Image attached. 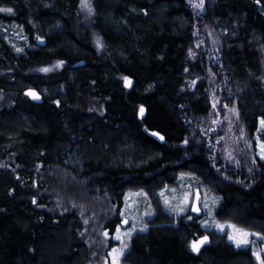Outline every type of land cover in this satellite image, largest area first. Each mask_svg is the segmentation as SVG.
I'll return each mask as SVG.
<instances>
[{
	"label": "trees",
	"instance_id": "1",
	"mask_svg": "<svg viewBox=\"0 0 264 264\" xmlns=\"http://www.w3.org/2000/svg\"><path fill=\"white\" fill-rule=\"evenodd\" d=\"M197 4L93 0L87 16L81 0H0L13 9L1 25L22 33L17 46L0 34V264H88L89 214L113 232L131 190L156 213L125 264H260L196 219L174 222L159 195L192 173L220 196V221L264 240V162L228 167L206 121L232 106L243 134L259 131L264 0ZM213 77L227 87L216 106Z\"/></svg>",
	"mask_w": 264,
	"mask_h": 264
},
{
	"label": "rangeland",
	"instance_id": "2",
	"mask_svg": "<svg viewBox=\"0 0 264 264\" xmlns=\"http://www.w3.org/2000/svg\"><path fill=\"white\" fill-rule=\"evenodd\" d=\"M198 2L201 1L198 0ZM89 8H91V11ZM81 10L85 15H91L93 12V0H81ZM3 32L8 37L12 36L11 41L15 39L16 46L17 41L22 39V33L15 26L8 27L0 23V34H3ZM195 53L197 54V52L191 53V60H193ZM127 80L132 83V80L129 78ZM125 82L127 84L126 80ZM210 86L211 90L209 94L213 102L212 104L213 106L219 105L221 103V93L227 87L214 77L210 81ZM212 112L215 113L216 111L213 110ZM212 112L206 121L214 131L217 129L216 125L222 128L221 134L216 137V140L214 138V142L223 153L228 167H242L247 174H251L259 162H264V152L261 151V145H264V141L258 134L264 129V126L261 125V120L263 119H260L259 131L251 137L243 134L242 123L237 117L238 114L235 113L234 107L227 106L223 115H221L222 117H217ZM240 125L241 129L239 130ZM1 166H4V164L0 163ZM159 195L164 210L174 218V222L182 216L196 219L204 229L224 235L235 247H237L236 241L230 240L229 237L236 236L240 238L241 233H247L248 235L244 238L247 239L248 243L241 244L237 248L250 246L254 253L259 252L261 259H264V240L262 234L245 229L229 221H220L216 217V209L220 203V196L205 186L194 174H181L177 185L163 188L159 191ZM194 208H199V212L193 211ZM111 209V213L113 214L114 208L112 206ZM155 213L151 200L144 190H131L126 193L124 204L119 214L121 221L113 232L104 226L110 217L105 216L99 219L96 214L90 213L87 237L90 239L92 255L88 264H114L113 249L122 250V255L115 254V261L118 264H125L123 258L130 248L131 239L137 233H143L148 229ZM101 214L102 216L104 215L103 213ZM117 236L121 238L116 239ZM203 237L197 238L196 241H199Z\"/></svg>",
	"mask_w": 264,
	"mask_h": 264
},
{
	"label": "snow or ice",
	"instance_id": "3",
	"mask_svg": "<svg viewBox=\"0 0 264 264\" xmlns=\"http://www.w3.org/2000/svg\"><path fill=\"white\" fill-rule=\"evenodd\" d=\"M87 6V5H85ZM197 7H202L203 6V0H201L200 4H197L196 5ZM89 10L91 11V8H89ZM0 12H8V13H12L13 12V9L11 8H2L0 9ZM45 71H48V69H44ZM125 80L127 81V83H131L130 81L127 80V78H125ZM29 95L33 96L34 98L36 99H39V97L37 96L36 93L34 92H30L28 93ZM141 113H143L144 109L143 107L140 109ZM261 125L264 126V120H261ZM161 139H163V137H161ZM261 151L264 152V145H261ZM193 211H196V212H199V208H194ZM125 223H127V221H125ZM234 227V226H233ZM221 228H223V226H221ZM105 235H107V233H105ZM130 235V234H129ZM248 234L247 233H241L240 234V238H237L236 236H230L229 239L230 240H235L236 241V244H237V247H239L241 244H247L248 241L247 239H245L244 237H246ZM121 237L120 236H117L116 239H120ZM208 241V237L207 236H204L202 239H200L199 241H196L194 240L192 242V249L196 252H199L200 250V246L203 245L205 242ZM126 247V246H125ZM119 254V255H122L123 252L122 250H117V249H113V254H114V264H118V262L115 261V254ZM257 259L260 261V264H264V259H261V255L259 252H256L255 253Z\"/></svg>",
	"mask_w": 264,
	"mask_h": 264
}]
</instances>
